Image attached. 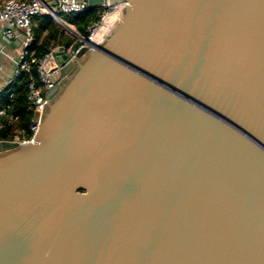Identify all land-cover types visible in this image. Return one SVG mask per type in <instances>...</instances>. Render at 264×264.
Listing matches in <instances>:
<instances>
[{
	"label": "water",
	"instance_id": "water-1",
	"mask_svg": "<svg viewBox=\"0 0 264 264\" xmlns=\"http://www.w3.org/2000/svg\"><path fill=\"white\" fill-rule=\"evenodd\" d=\"M78 1L125 5L0 141V264H264V0Z\"/></svg>",
	"mask_w": 264,
	"mask_h": 264
},
{
	"label": "built area",
	"instance_id": "built-area-1",
	"mask_svg": "<svg viewBox=\"0 0 264 264\" xmlns=\"http://www.w3.org/2000/svg\"><path fill=\"white\" fill-rule=\"evenodd\" d=\"M125 3L106 5L99 8L100 14L96 21L90 22L83 34L69 28L72 42L67 50L74 53L81 47L93 49L95 45L103 40V34L114 26L115 20L120 19L121 8ZM95 8L86 2L78 0H4L0 6V31L10 40L19 42V52L14 60L12 75L7 79L5 85L0 86V96L5 95L7 102L0 105V118L4 119L7 126L19 121L17 115L10 113L9 109L14 99V84L23 74H30L34 69L37 79L30 78L27 85L26 102L32 110V116L26 127H14L13 138L18 144L33 142L34 136L40 125L43 104L47 102L44 97L46 91L59 85L64 77L59 71L55 59L56 47L49 49L42 57H36L29 52L33 44L31 20L34 16L46 14L53 20L64 26L66 23L61 14H77ZM98 8V7H97ZM13 86V87H12ZM11 87V89L9 88ZM9 88V90H8ZM37 114L36 120L34 114Z\"/></svg>",
	"mask_w": 264,
	"mask_h": 264
},
{
	"label": "trees",
	"instance_id": "trees-1",
	"mask_svg": "<svg viewBox=\"0 0 264 264\" xmlns=\"http://www.w3.org/2000/svg\"><path fill=\"white\" fill-rule=\"evenodd\" d=\"M100 9L95 7L88 11L77 14H64L63 20L66 24L71 25L75 31L83 34L85 28L90 22L99 18ZM32 34L34 41L29 49L36 57H42L49 49L63 45L68 47L72 39L65 32V29L59 23L55 22L51 16L46 14L36 15L31 20ZM30 78L37 79V75L32 69L30 74H23L13 85L14 99L11 103L9 112L18 116L19 121L11 126L4 123V119L0 118V141L10 140L13 138L14 127H26L32 116V110L26 102L27 85ZM12 86V87H13ZM11 89V87H9ZM8 88V90H9ZM7 102L6 96H0V105Z\"/></svg>",
	"mask_w": 264,
	"mask_h": 264
},
{
	"label": "crops",
	"instance_id": "crops-1",
	"mask_svg": "<svg viewBox=\"0 0 264 264\" xmlns=\"http://www.w3.org/2000/svg\"><path fill=\"white\" fill-rule=\"evenodd\" d=\"M3 1L4 0H0V6ZM66 25L69 28L74 29L71 25ZM65 29L67 28L65 27ZM19 45H15L13 48L3 47L0 51V86L5 85L7 79L12 75L14 65L13 63L19 52Z\"/></svg>",
	"mask_w": 264,
	"mask_h": 264
},
{
	"label": "rangeland",
	"instance_id": "rangeland-1",
	"mask_svg": "<svg viewBox=\"0 0 264 264\" xmlns=\"http://www.w3.org/2000/svg\"><path fill=\"white\" fill-rule=\"evenodd\" d=\"M60 16L63 18L64 14H61ZM62 27L65 29L64 26H62ZM70 29H72V28H70ZM65 32L68 34V36L70 37V39H72V37L69 34L70 33L69 30L65 29Z\"/></svg>",
	"mask_w": 264,
	"mask_h": 264
},
{
	"label": "flooded vegetation",
	"instance_id": "flooded-vegetation-1",
	"mask_svg": "<svg viewBox=\"0 0 264 264\" xmlns=\"http://www.w3.org/2000/svg\"><path fill=\"white\" fill-rule=\"evenodd\" d=\"M66 77V76H65Z\"/></svg>",
	"mask_w": 264,
	"mask_h": 264
}]
</instances>
